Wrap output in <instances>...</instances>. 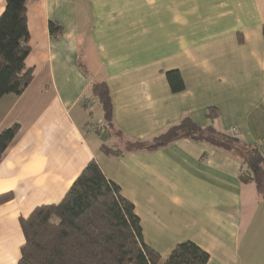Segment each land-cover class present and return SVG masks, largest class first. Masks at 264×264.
<instances>
[{"label": "crops", "instance_id": "0c3cea01", "mask_svg": "<svg viewBox=\"0 0 264 264\" xmlns=\"http://www.w3.org/2000/svg\"><path fill=\"white\" fill-rule=\"evenodd\" d=\"M50 20L63 27L57 38ZM263 24L264 0H29L33 79L0 97V131L19 124L0 157V194L13 193L0 203V264L20 257L19 218L59 202L91 159L133 202L162 260L192 241L209 254L205 264H264V201L239 180L236 152L180 138L107 155L100 146L114 139L90 91L106 83L113 124L130 139L149 141L190 117L263 143ZM168 70L179 71L182 91L170 90Z\"/></svg>", "mask_w": 264, "mask_h": 264}, {"label": "trees", "instance_id": "16d2710c", "mask_svg": "<svg viewBox=\"0 0 264 264\" xmlns=\"http://www.w3.org/2000/svg\"><path fill=\"white\" fill-rule=\"evenodd\" d=\"M4 1L0 14V97L20 95L34 74V68L25 63L30 52L29 0ZM47 27L53 38L63 33L56 21L50 20ZM165 77L172 92L184 89L178 70L166 71ZM90 91L101 106L102 126L114 139L112 144L100 146L105 154L153 151L180 138L203 140L236 152L242 164L239 180L253 183L258 197L264 201V142L244 144L232 133L218 131L211 123L200 126L190 117H184L149 141L130 139L113 124L112 100L106 83L93 82ZM206 117L213 119V108L207 110ZM18 129L19 124H13L0 131V157ZM12 197V192L0 194V203ZM19 224L24 242L16 264H205L209 258L196 243L182 241L162 260L159 252L143 240L133 202L106 178L95 159L84 166L59 202L36 206L27 217L19 218Z\"/></svg>", "mask_w": 264, "mask_h": 264}, {"label": "rangeland", "instance_id": "374dc122", "mask_svg": "<svg viewBox=\"0 0 264 264\" xmlns=\"http://www.w3.org/2000/svg\"><path fill=\"white\" fill-rule=\"evenodd\" d=\"M117 140H119L118 138H117ZM119 143H121V141L119 140ZM122 144V143H121Z\"/></svg>", "mask_w": 264, "mask_h": 264}, {"label": "built area", "instance_id": "2783aa9c", "mask_svg": "<svg viewBox=\"0 0 264 264\" xmlns=\"http://www.w3.org/2000/svg\"><path fill=\"white\" fill-rule=\"evenodd\" d=\"M232 131L235 132V129H233Z\"/></svg>", "mask_w": 264, "mask_h": 264}]
</instances>
